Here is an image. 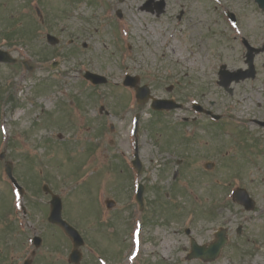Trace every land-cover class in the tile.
I'll use <instances>...</instances> for the list:
<instances>
[{
  "label": "rangeland",
  "instance_id": "1",
  "mask_svg": "<svg viewBox=\"0 0 264 264\" xmlns=\"http://www.w3.org/2000/svg\"><path fill=\"white\" fill-rule=\"evenodd\" d=\"M27 1L19 0L16 4L0 0L2 24L14 8L19 19V8ZM145 1L33 0L34 7L43 4L47 17L52 11L48 3L60 15L64 11L65 16L51 17L55 34L61 38L56 48L32 39L28 50L34 56L38 51L52 55L53 50L66 55L72 47L68 41L74 38L78 46H73L79 53L66 57L63 67L77 69L76 62L83 57V61L90 60L93 70L108 75L109 83L98 89L106 93V99L100 95L108 109L115 112L110 120L115 133H109L110 123L95 116L96 97L89 100L82 95L81 101L76 99L81 102L78 111L85 118L84 123H62L63 109L58 102L67 104L68 95L74 99L73 89L79 83L74 82L68 93L62 91L53 97L51 92L56 85L44 77L46 71L38 72L41 75L31 88L29 80L21 82L14 78L6 84V78L13 77L12 69L0 65V149L5 148L15 173L30 195L37 197L35 218L44 229V242L35 264H66L68 248L65 238L47 222L40 221L47 210L41 189L43 181L60 193L66 217L79 227L87 246L93 244L109 258L110 264H243L242 260L252 264L264 258V249L253 247L254 242H264V216L241 218L245 212L231 198V190L243 184L257 203L264 204V141L257 139L260 146L253 147V151L241 150L221 132L219 125H211L205 116L199 123H180L182 117L195 114L190 109L195 101L222 114L221 123H228L223 124L228 132L237 130L231 123L264 119V53L256 57L258 76L254 81L238 84L232 95L224 93L217 84L219 65L243 67L242 35L255 46L264 43V12L253 0H167L166 12L157 17L143 10ZM182 7L187 15L178 25L175 15ZM117 8L123 13L120 20L115 16ZM228 10L240 17L236 29L224 16ZM20 18L31 22L27 17ZM83 42H87L88 49L82 51ZM128 44L132 49H126ZM0 45H4L2 40ZM3 48L11 51L10 47ZM12 50L20 57L31 56L26 49ZM125 73L138 75L141 84H147L154 96L173 97L188 110L178 109L163 116L154 114L149 104L138 106L133 91L121 84L120 77ZM64 88L62 85L61 89ZM137 112L142 113L139 143L144 171L140 177L130 165L133 139L128 123L130 115L132 119ZM184 137L188 140L182 142ZM91 160L98 171L85 186L78 176L90 167L86 163ZM207 161L215 163L211 171L203 167ZM138 181L145 184L147 203L140 229L136 228L138 212L133 204ZM10 188L0 178V218L2 211L11 207V192L13 197L14 194ZM107 195L116 197L119 203L111 213V240L95 225V216L100 213L96 198ZM219 198L225 204L218 207ZM127 208L134 214L129 240L126 228L131 212ZM240 225L244 230L242 236L236 233ZM3 227L0 222V247L4 249V237L7 246H21L23 241L13 239L11 229ZM186 227L192 237L205 244L214 240L217 229L227 227L228 243L211 262L189 259ZM84 252L88 254L87 247ZM88 256L86 262L90 260Z\"/></svg>",
  "mask_w": 264,
  "mask_h": 264
},
{
  "label": "water",
  "instance_id": "2",
  "mask_svg": "<svg viewBox=\"0 0 264 264\" xmlns=\"http://www.w3.org/2000/svg\"><path fill=\"white\" fill-rule=\"evenodd\" d=\"M259 5L264 9V0H256ZM166 103V100L161 101V103ZM209 166V165H207ZM51 220L55 221L54 218H51ZM223 245V240H220L217 244L210 247L209 249L205 250L203 248H199L198 250H195L194 253H192V256H200L205 259H213L215 256L219 253V248Z\"/></svg>",
  "mask_w": 264,
  "mask_h": 264
},
{
  "label": "flooded vegetation",
  "instance_id": "3",
  "mask_svg": "<svg viewBox=\"0 0 264 264\" xmlns=\"http://www.w3.org/2000/svg\"><path fill=\"white\" fill-rule=\"evenodd\" d=\"M0 264H7L6 251H3L2 253H0Z\"/></svg>",
  "mask_w": 264,
  "mask_h": 264
}]
</instances>
